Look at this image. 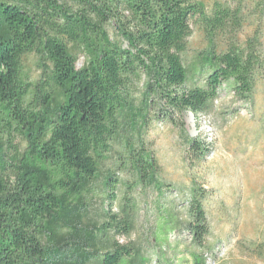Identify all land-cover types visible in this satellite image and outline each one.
Here are the masks:
<instances>
[{"label": "trees", "instance_id": "1", "mask_svg": "<svg viewBox=\"0 0 264 264\" xmlns=\"http://www.w3.org/2000/svg\"><path fill=\"white\" fill-rule=\"evenodd\" d=\"M257 13L264 0L211 8L198 0H0V264H149L140 247L119 240L136 229L132 187L118 212L93 207L101 169L113 160L153 182L158 161L141 135L151 113L184 130L187 113L214 111L226 82L238 99L253 100L264 42L259 24L241 35ZM192 22L212 45L196 71L183 58ZM188 149L201 162L210 153L200 137ZM112 175L104 183L110 203ZM209 195L194 181L185 217L165 210L160 227H185L198 250L192 264H210Z\"/></svg>", "mask_w": 264, "mask_h": 264}, {"label": "rangeland", "instance_id": "2", "mask_svg": "<svg viewBox=\"0 0 264 264\" xmlns=\"http://www.w3.org/2000/svg\"><path fill=\"white\" fill-rule=\"evenodd\" d=\"M198 1L211 8L216 1L224 0ZM252 19L255 25L246 28L241 39L251 36L259 24L264 42V14L257 13ZM192 29L183 58L186 66L196 71L212 45L193 22ZM109 32L112 38H118L113 26ZM216 44L217 51L223 48L221 40H216ZM83 61L81 57L78 66ZM26 64L37 77V58L28 56ZM200 79L196 75L195 80L202 83ZM232 85L226 82L221 86L211 114L195 117L187 113L184 130L153 113L149 115L141 135L146 148L153 150L158 161L159 175L155 181L140 182L125 169L118 168L113 160L101 169L95 183L93 207L101 211L112 206L113 212H118L124 193L132 187L136 229L119 240L140 247L143 255L149 257V264H192L191 253L198 250L185 227L166 234L160 227L165 210L171 209L181 219L185 217L188 192L194 181L210 192L206 203L211 223L209 263L264 264V76L258 80L253 100L249 102L238 99ZM193 137L209 144L210 153L205 161H198L189 151L188 143ZM110 174L116 179L117 197L113 203L105 201L104 183Z\"/></svg>", "mask_w": 264, "mask_h": 264}, {"label": "bare ground", "instance_id": "3", "mask_svg": "<svg viewBox=\"0 0 264 264\" xmlns=\"http://www.w3.org/2000/svg\"><path fill=\"white\" fill-rule=\"evenodd\" d=\"M190 123H192V120L190 119Z\"/></svg>", "mask_w": 264, "mask_h": 264}, {"label": "water", "instance_id": "4", "mask_svg": "<svg viewBox=\"0 0 264 264\" xmlns=\"http://www.w3.org/2000/svg\"><path fill=\"white\" fill-rule=\"evenodd\" d=\"M192 114V113H191ZM193 115V114H192Z\"/></svg>", "mask_w": 264, "mask_h": 264}]
</instances>
